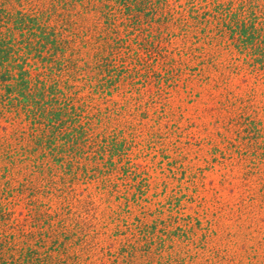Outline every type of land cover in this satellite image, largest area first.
<instances>
[{
    "label": "rangeland",
    "instance_id": "obj_1",
    "mask_svg": "<svg viewBox=\"0 0 264 264\" xmlns=\"http://www.w3.org/2000/svg\"><path fill=\"white\" fill-rule=\"evenodd\" d=\"M164 2L169 14L138 32L151 51L144 66L138 61L134 78L123 77L120 89L104 96L111 99L107 122L123 129L122 151L134 172L110 188L95 180L73 184L77 210L87 202L97 218H85L96 228L66 231L76 243L51 251L65 259L60 264H111L121 244L139 241L136 218L151 215L186 225L188 235L175 243L185 251L177 264H264V0ZM227 9L257 27L256 50L234 39ZM93 98L104 109L105 101ZM9 125L0 118V139L17 127ZM13 208L28 227L31 220ZM70 210L64 219L80 223L75 206ZM175 231L178 241L183 230Z\"/></svg>",
    "mask_w": 264,
    "mask_h": 264
},
{
    "label": "trees",
    "instance_id": "obj_2",
    "mask_svg": "<svg viewBox=\"0 0 264 264\" xmlns=\"http://www.w3.org/2000/svg\"><path fill=\"white\" fill-rule=\"evenodd\" d=\"M168 9L164 0H0V118L18 128L0 139V264H60L65 259L51 251L68 252L76 243L66 231L96 228L87 202L77 210L73 184L95 180L110 188L134 172L122 151L123 129L107 122L111 99L104 96L120 89L123 77L134 78L138 61L144 66L151 51L138 32ZM224 14L235 19L231 9ZM231 31L247 49H257L252 23L235 19ZM259 54L264 58V43ZM14 205L31 220L28 227L14 219ZM73 206L80 223L64 219ZM172 221L136 218L139 241L121 244L111 264H177L185 251L175 243L188 234L186 225ZM174 230H183L178 241Z\"/></svg>",
    "mask_w": 264,
    "mask_h": 264
}]
</instances>
